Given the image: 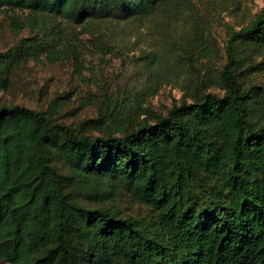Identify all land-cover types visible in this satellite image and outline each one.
I'll list each match as a JSON object with an SVG mask.
<instances>
[{"label": "trees", "instance_id": "1", "mask_svg": "<svg viewBox=\"0 0 264 264\" xmlns=\"http://www.w3.org/2000/svg\"><path fill=\"white\" fill-rule=\"evenodd\" d=\"M177 3L0 0L30 31L0 53V78L30 58L76 60L82 33L123 52L109 23L144 22ZM174 46L197 73L193 45ZM225 54L219 92L202 88L210 77L201 86L190 77L167 111L143 105L132 81L153 65L149 53V62L126 56L128 101L108 97L77 125L60 120L58 96L47 110L0 102V261L264 264V80L250 77L264 71V13L230 32ZM124 199L148 214L123 212Z\"/></svg>", "mask_w": 264, "mask_h": 264}, {"label": "rangeland", "instance_id": "2", "mask_svg": "<svg viewBox=\"0 0 264 264\" xmlns=\"http://www.w3.org/2000/svg\"><path fill=\"white\" fill-rule=\"evenodd\" d=\"M168 10L144 22L118 21L108 24L125 50L111 51L101 48L92 35L82 33L76 60L51 61L45 56L30 58L11 71L7 80L0 78V102L20 103L31 108L47 110L58 96L56 106L60 120L80 124L88 118L98 117L108 103V97L127 102L122 90V72L128 58L134 55L152 66L143 68L133 82L143 86L142 104L158 111H167L176 99L185 93V81L192 77L208 91H220L219 70L226 61L225 44L234 29H238L264 13V0H177ZM12 12L10 11L9 14ZM30 35L29 29H16L4 9L0 10V53L5 52L20 37ZM187 46L195 54L198 72L179 60L182 48ZM155 51V52H154ZM255 58L261 55L254 52ZM150 65V64H149ZM165 73L158 77L157 68ZM171 72L172 76L168 73ZM253 80H264V71L251 74ZM119 209L134 215L148 214V208L130 200L117 203ZM0 264H11L0 261Z\"/></svg>", "mask_w": 264, "mask_h": 264}]
</instances>
